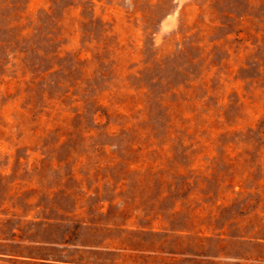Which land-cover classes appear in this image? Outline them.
Here are the masks:
<instances>
[{"label":"rangeland","instance_id":"1","mask_svg":"<svg viewBox=\"0 0 264 264\" xmlns=\"http://www.w3.org/2000/svg\"><path fill=\"white\" fill-rule=\"evenodd\" d=\"M0 264H264V0H0Z\"/></svg>","mask_w":264,"mask_h":264}]
</instances>
